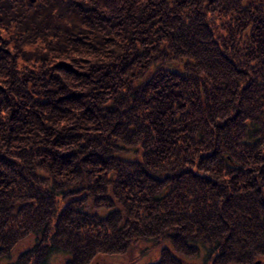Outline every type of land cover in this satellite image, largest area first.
<instances>
[{
	"label": "trees",
	"instance_id": "16d2710c",
	"mask_svg": "<svg viewBox=\"0 0 264 264\" xmlns=\"http://www.w3.org/2000/svg\"><path fill=\"white\" fill-rule=\"evenodd\" d=\"M151 247L264 257V0H0V264Z\"/></svg>",
	"mask_w": 264,
	"mask_h": 264
},
{
	"label": "rangeland",
	"instance_id": "374dc122",
	"mask_svg": "<svg viewBox=\"0 0 264 264\" xmlns=\"http://www.w3.org/2000/svg\"><path fill=\"white\" fill-rule=\"evenodd\" d=\"M62 206V205H61ZM151 246L148 243L143 244V247ZM160 249L161 247H151L150 250L145 253L142 257H140L138 260L131 262L130 254L125 256H115V257H109V256H101L97 257L94 260V263L98 262V264H147L151 262H155L158 260L160 256ZM139 253V249H136L133 251V256H137ZM184 264H204V260L202 256H199L197 258H190L187 260H184ZM259 264H264V257L261 258V261Z\"/></svg>",
	"mask_w": 264,
	"mask_h": 264
},
{
	"label": "water",
	"instance_id": "95a60500",
	"mask_svg": "<svg viewBox=\"0 0 264 264\" xmlns=\"http://www.w3.org/2000/svg\"><path fill=\"white\" fill-rule=\"evenodd\" d=\"M260 261H261L260 259H259V260H257V261H256V264H259V263H260Z\"/></svg>",
	"mask_w": 264,
	"mask_h": 264
}]
</instances>
